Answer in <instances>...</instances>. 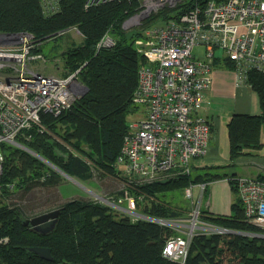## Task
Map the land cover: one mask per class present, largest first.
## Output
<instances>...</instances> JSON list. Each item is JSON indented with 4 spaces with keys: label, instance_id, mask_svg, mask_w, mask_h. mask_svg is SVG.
I'll list each match as a JSON object with an SVG mask.
<instances>
[{
    "label": "trees",
    "instance_id": "obj_1",
    "mask_svg": "<svg viewBox=\"0 0 264 264\" xmlns=\"http://www.w3.org/2000/svg\"><path fill=\"white\" fill-rule=\"evenodd\" d=\"M207 1L181 0L174 6L165 5L144 18L139 30L122 26L128 16L138 11L139 0H110L89 6L84 5L85 0H54L51 12L43 11L40 0H0V32L32 34L33 53L40 52V42L44 39L56 37L69 27H77L83 35L82 40L60 52L63 63L60 75L78 69L77 77L86 86L69 108L58 114L41 113L40 122L47 131L38 126L21 130L16 141L23 147L0 143L3 155L0 264H264V237L255 234L260 232L259 227L245 217L232 180L234 173L211 170L224 169L228 164L206 167L193 175L192 171L174 179L138 185L135 188L138 192L132 191L140 213L174 219L186 217L190 203L172 204L166 197L169 192H181L189 182L228 179L232 190L230 213L215 214L201 207V219L225 231L195 233L183 263L162 254L166 238L174 234L175 229L145 218L133 220L127 213L116 212L100 200L73 197L58 204L56 223L46 233L25 224L29 206L6 201L7 195L17 190L59 184L62 179L59 170L82 181L92 175V167L117 175L114 161L129 128L127 115L136 106L133 95L138 68L144 61L134 39L141 34V28L177 17L194 4L203 6ZM105 33L112 43L98 46L97 42ZM221 65L233 67L228 59ZM245 81L256 92L260 110L258 113H234L229 119L227 134L231 160L259 150L264 135V72L250 69ZM51 132L61 142L52 138ZM258 176L264 179V174ZM139 193L143 195L139 197ZM35 245L48 246L52 259L42 258L29 250Z\"/></svg>",
    "mask_w": 264,
    "mask_h": 264
},
{
    "label": "built area",
    "instance_id": "obj_2",
    "mask_svg": "<svg viewBox=\"0 0 264 264\" xmlns=\"http://www.w3.org/2000/svg\"><path fill=\"white\" fill-rule=\"evenodd\" d=\"M53 1L40 0L43 11H54ZM106 1L110 0H85L84 5ZM179 1L141 0L139 14ZM70 28L79 31L77 27L67 29ZM145 32L148 39L137 47L144 61L138 68L133 95L140 116L129 124L114 161L117 176L136 189L153 181L189 175L195 159L208 152L211 125L199 109L210 85L215 58L223 56L232 62L238 83L246 82L250 69L264 72V0H208ZM111 43L105 33L97 45ZM34 46L32 34L26 31L0 32V143L18 144V133L31 126L42 130V112L58 114L84 91L78 69L67 75L43 74L35 69L31 61L44 57L40 52H31ZM196 46L202 48L201 57L194 52ZM216 48L222 50V56L216 55ZM1 173L0 153V176ZM232 180L246 219L259 227L260 232L255 234L264 237V179L258 175H235ZM210 182H189L183 187L190 208L187 216L181 218L159 219L142 214L135 195L112 200L124 202L125 208L119 207L133 220L145 218L175 229L166 238L162 254L183 263L195 233L224 231L201 219L200 199ZM142 195L139 193V197ZM102 201L109 200L105 197Z\"/></svg>",
    "mask_w": 264,
    "mask_h": 264
},
{
    "label": "rangeland",
    "instance_id": "obj_3",
    "mask_svg": "<svg viewBox=\"0 0 264 264\" xmlns=\"http://www.w3.org/2000/svg\"><path fill=\"white\" fill-rule=\"evenodd\" d=\"M181 1V0H180ZM179 1V2H180ZM140 5H141V0H139V9L135 13L137 14H132L128 16L123 22L122 26L125 29H139L141 26V21L146 18L150 13L156 12L155 11H148L147 13L140 15ZM174 6V5H173ZM165 20V19H164ZM162 20V21H164ZM162 21H158L155 23H151L149 26L141 28V34L134 39V45L135 47H141L144 45L146 40L148 39V35L146 34L145 30L155 24L161 23ZM75 27V26H72ZM140 30V29H139ZM82 33L74 28H70L67 30H64L60 32V35L54 37L51 36L49 38L44 39L43 41L40 42L41 50L40 52L42 53L44 60L41 59H33L31 61V65L39 70L43 74H60L62 67H60L63 63L62 60L60 59V52L65 49L68 45L71 43H79L82 40ZM194 52L197 53V56L201 57L202 56V48L199 46H196L194 48ZM216 55L222 56L223 52L222 50L216 48L215 49ZM227 60V58H224L223 56L220 58H215L212 67L214 65H220L222 66V62ZM229 60V59H228ZM219 63V64H216ZM233 66V64H232ZM225 67V66H223ZM63 70V69H62ZM258 101V97H257ZM258 107H259V102H258ZM139 109L137 105L134 107V109L127 115V124H131L136 121V119L140 116L139 115ZM47 131L46 128H42V131ZM51 137L54 139H57L58 141L61 142V140L55 135L54 133H50ZM17 145V144H16ZM17 146H21L18 144ZM264 135H263V140H262V146L259 150L253 152L252 154H258L262 155L263 157L259 158L258 163H260L261 166L264 165ZM262 153H260V150H262ZM221 154V153H220ZM222 155V154H221ZM250 155V154H249ZM237 158L232 159L233 162H237ZM252 160H256L255 157L251 158ZM2 160H3V155H2ZM245 162V161H244ZM251 163H254L256 161H249ZM255 164V163H254ZM223 165V164H219ZM217 166V165H215ZM206 167H213V165H204L197 167L196 164H194L193 167V172L192 175L197 173V172H202ZM226 166L224 169L222 168H213L214 172H218L221 170H225L226 172H231L229 170H232L234 168ZM240 168V166H239ZM238 168V173L240 172ZM91 170V168H90ZM234 172V171H232ZM236 173V172H234ZM62 175V179L59 184L56 185H51V186H41L37 185L34 188H31L27 191L23 190H17L15 192H11L9 195L6 197V201L9 203H14V202H19L20 205L23 207L29 206L30 211H27V215L30 218L31 216H34L36 214H39L40 212H45L47 210L56 208V206L63 201L73 198V197H84L88 198L91 200H96V194L107 197L108 200L110 201H102L103 203L108 204L112 210H115L116 212H125L122 210L120 207L125 208V203L122 202L120 204L116 203L112 199H117L118 196L122 195H135L132 191H137L135 189V186L129 185L126 183L124 180L120 179L117 175L108 173V172H101L95 168L92 167V175L87 178L86 180L82 181L77 179L76 177L71 176V178L66 177L65 175ZM191 175V176H192ZM72 177L78 181L79 183L75 182ZM228 181V180H227ZM225 181V184L228 188L230 189L231 195H232V190L230 188L229 182ZM154 182V181H153ZM119 191V192H118ZM121 191V193H120ZM196 191V189H195ZM138 192V191H137ZM21 195H24L23 197H19ZM3 195L1 194L0 191V198H2ZM172 204H187L188 199L183 196L182 191H173L169 192V195L166 196ZM208 197V194H205L203 197L200 199V204L203 206L204 198ZM98 200V199H97ZM96 200V201H97ZM113 201V202H112ZM120 206V207H119ZM118 210V211H117ZM126 213V212H125ZM33 214V215H32ZM209 224V223H208ZM211 226H215L210 224ZM213 232V231H210ZM209 233V232H208ZM227 255L226 257H228Z\"/></svg>",
    "mask_w": 264,
    "mask_h": 264
},
{
    "label": "crops",
    "instance_id": "obj_4",
    "mask_svg": "<svg viewBox=\"0 0 264 264\" xmlns=\"http://www.w3.org/2000/svg\"><path fill=\"white\" fill-rule=\"evenodd\" d=\"M259 110L257 94L250 85L247 82L238 83L232 68L214 65L211 71L210 85L204 93L203 103L199 109V112L204 115L211 125L209 149L204 156L196 158L194 164L197 167L228 164V166L234 168L229 170L230 173L236 172L234 175L264 174V165L261 166L258 163L260 162L259 158L263 157L262 155H240L237 156V162H232L229 156L227 134V123L232 114L258 113ZM263 149L260 150V153ZM252 157H255L256 160H252ZM249 161L256 162L254 164ZM225 181H227L226 178H216L207 186L206 194H208V197L204 198L203 206L212 213H230L232 195Z\"/></svg>",
    "mask_w": 264,
    "mask_h": 264
},
{
    "label": "water",
    "instance_id": "obj_5",
    "mask_svg": "<svg viewBox=\"0 0 264 264\" xmlns=\"http://www.w3.org/2000/svg\"><path fill=\"white\" fill-rule=\"evenodd\" d=\"M85 89H86V86H85L84 90ZM21 147H23V146H21ZM32 153H34V152H32ZM34 154L39 156L36 153H34ZM42 159H44V158H42ZM44 160L46 162H48V164H50L51 166H53L54 168L59 170L56 166L51 164L48 160H46V159H44ZM59 171L63 175H65L66 177L71 178L70 175H68L67 173H65V172H63L61 170H59ZM98 197L101 200H105L104 196L99 195ZM59 210H60L59 208H54V209H51V210L36 214V215H34V216H32V217H30L28 219H25L24 222H25V224H30L34 230L42 232V233H46V232L50 231L54 227V225L56 223V220H57V216L59 214ZM29 250L37 253L42 258L52 259L51 251H50V248L48 246H45V245L30 246Z\"/></svg>",
    "mask_w": 264,
    "mask_h": 264
},
{
    "label": "bare ground",
    "instance_id": "obj_6",
    "mask_svg": "<svg viewBox=\"0 0 264 264\" xmlns=\"http://www.w3.org/2000/svg\"><path fill=\"white\" fill-rule=\"evenodd\" d=\"M71 177V176H70ZM72 179L75 181V182H77V183H79L78 181H76L73 177H72Z\"/></svg>",
    "mask_w": 264,
    "mask_h": 264
}]
</instances>
